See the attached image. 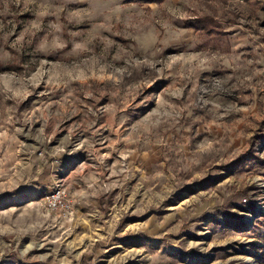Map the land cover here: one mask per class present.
<instances>
[{"label": "rangeland", "instance_id": "374dc122", "mask_svg": "<svg viewBox=\"0 0 264 264\" xmlns=\"http://www.w3.org/2000/svg\"><path fill=\"white\" fill-rule=\"evenodd\" d=\"M0 264H264V0H0Z\"/></svg>", "mask_w": 264, "mask_h": 264}, {"label": "built area", "instance_id": "2783aa9c", "mask_svg": "<svg viewBox=\"0 0 264 264\" xmlns=\"http://www.w3.org/2000/svg\"><path fill=\"white\" fill-rule=\"evenodd\" d=\"M61 194H62V193H61L60 191L54 193V194L51 196V198H49V199H50V202H54V203L58 202V200L61 198V196H60Z\"/></svg>", "mask_w": 264, "mask_h": 264}]
</instances>
